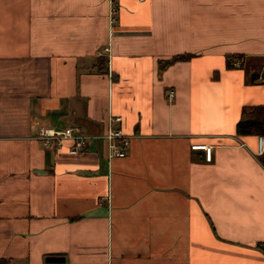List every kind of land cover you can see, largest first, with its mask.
I'll use <instances>...</instances> for the list:
<instances>
[{
	"label": "crops",
	"instance_id": "1",
	"mask_svg": "<svg viewBox=\"0 0 264 264\" xmlns=\"http://www.w3.org/2000/svg\"><path fill=\"white\" fill-rule=\"evenodd\" d=\"M256 105L264 0H0V264H264ZM110 116L123 158L35 137Z\"/></svg>",
	"mask_w": 264,
	"mask_h": 264
},
{
	"label": "built area",
	"instance_id": "2",
	"mask_svg": "<svg viewBox=\"0 0 264 264\" xmlns=\"http://www.w3.org/2000/svg\"><path fill=\"white\" fill-rule=\"evenodd\" d=\"M112 1V0H111ZM111 21H115L113 15L116 13L115 8L111 9ZM105 50V49H104ZM241 63L240 58H236L231 62L232 67H239ZM257 81L263 82L262 76H258ZM167 96L172 98L173 91L169 90ZM121 117L110 116L107 118L106 129L103 135L90 136L86 135L81 128L76 126H67L60 130L39 128L37 130L36 139L41 141L43 147L48 150L58 149L64 145L66 141L71 143L70 148L73 152H79L85 149L88 141L91 139H103L106 143L109 158H123L127 155L131 136L126 134L120 127ZM191 149H200L204 151L206 161L211 160V147L201 144L192 145ZM256 155L258 157L264 156V137L258 136ZM258 247L264 250V243H259Z\"/></svg>",
	"mask_w": 264,
	"mask_h": 264
},
{
	"label": "trees",
	"instance_id": "3",
	"mask_svg": "<svg viewBox=\"0 0 264 264\" xmlns=\"http://www.w3.org/2000/svg\"><path fill=\"white\" fill-rule=\"evenodd\" d=\"M186 55L175 57L174 59L183 60ZM238 58V57H236ZM231 57L228 59L230 67L231 62L236 59ZM258 75H253V80H256ZM235 133L237 135L254 134L264 137V105L248 106L242 109L240 118L236 123Z\"/></svg>",
	"mask_w": 264,
	"mask_h": 264
},
{
	"label": "water",
	"instance_id": "4",
	"mask_svg": "<svg viewBox=\"0 0 264 264\" xmlns=\"http://www.w3.org/2000/svg\"><path fill=\"white\" fill-rule=\"evenodd\" d=\"M47 260L48 261H54V260H57V258H48Z\"/></svg>",
	"mask_w": 264,
	"mask_h": 264
}]
</instances>
